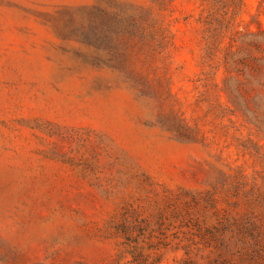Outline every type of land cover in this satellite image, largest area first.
Returning a JSON list of instances; mask_svg holds the SVG:
<instances>
[{
	"label": "rangeland",
	"instance_id": "rangeland-1",
	"mask_svg": "<svg viewBox=\"0 0 264 264\" xmlns=\"http://www.w3.org/2000/svg\"><path fill=\"white\" fill-rule=\"evenodd\" d=\"M259 29L264 0H0V264H264V112L227 92Z\"/></svg>",
	"mask_w": 264,
	"mask_h": 264
},
{
	"label": "trees",
	"instance_id": "trees-1",
	"mask_svg": "<svg viewBox=\"0 0 264 264\" xmlns=\"http://www.w3.org/2000/svg\"><path fill=\"white\" fill-rule=\"evenodd\" d=\"M253 45L257 58L251 62L250 47ZM229 53L231 62L227 69V92L244 110H250L245 100V92H251L254 105L264 112V29H259L255 34H247L237 49L232 51L230 48Z\"/></svg>",
	"mask_w": 264,
	"mask_h": 264
}]
</instances>
